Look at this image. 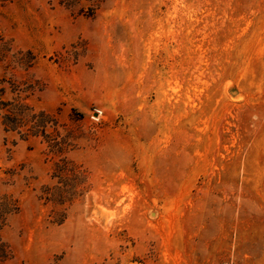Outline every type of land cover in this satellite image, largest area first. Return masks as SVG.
I'll return each instance as SVG.
<instances>
[{
	"label": "rangeland",
	"instance_id": "1",
	"mask_svg": "<svg viewBox=\"0 0 264 264\" xmlns=\"http://www.w3.org/2000/svg\"><path fill=\"white\" fill-rule=\"evenodd\" d=\"M0 204L2 264H264V0L0 1Z\"/></svg>",
	"mask_w": 264,
	"mask_h": 264
},
{
	"label": "trees",
	"instance_id": "2",
	"mask_svg": "<svg viewBox=\"0 0 264 264\" xmlns=\"http://www.w3.org/2000/svg\"><path fill=\"white\" fill-rule=\"evenodd\" d=\"M2 3L12 2L14 0H0ZM27 111H29L27 113ZM33 108H29L27 105H14L9 109L5 110L2 117V125L5 130L16 131L22 127L26 126L25 119L29 117V123H32L28 129H26L27 136H38L39 129L44 128L46 121L44 119V113L36 114L33 113ZM25 121V123H24ZM9 209L4 205L0 204V230L2 229L6 215ZM8 258L7 246L1 241L0 238V264H2Z\"/></svg>",
	"mask_w": 264,
	"mask_h": 264
}]
</instances>
